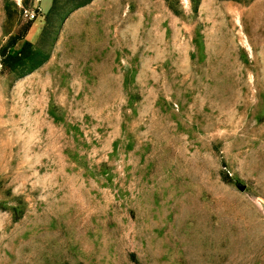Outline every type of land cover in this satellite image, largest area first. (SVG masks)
<instances>
[{
	"label": "rangeland",
	"instance_id": "rangeland-1",
	"mask_svg": "<svg viewBox=\"0 0 264 264\" xmlns=\"http://www.w3.org/2000/svg\"><path fill=\"white\" fill-rule=\"evenodd\" d=\"M52 3L0 0V264H264V0Z\"/></svg>",
	"mask_w": 264,
	"mask_h": 264
},
{
	"label": "crops",
	"instance_id": "crops-1",
	"mask_svg": "<svg viewBox=\"0 0 264 264\" xmlns=\"http://www.w3.org/2000/svg\"><path fill=\"white\" fill-rule=\"evenodd\" d=\"M55 1H56V0H53V3H52V8L54 7ZM52 8H51V10H52ZM51 10H50L49 12H47V13H50V12H51Z\"/></svg>",
	"mask_w": 264,
	"mask_h": 264
},
{
	"label": "built area",
	"instance_id": "built-area-1",
	"mask_svg": "<svg viewBox=\"0 0 264 264\" xmlns=\"http://www.w3.org/2000/svg\"><path fill=\"white\" fill-rule=\"evenodd\" d=\"M41 2V0H39Z\"/></svg>",
	"mask_w": 264,
	"mask_h": 264
},
{
	"label": "bare ground",
	"instance_id": "bare-ground-1",
	"mask_svg": "<svg viewBox=\"0 0 264 264\" xmlns=\"http://www.w3.org/2000/svg\"><path fill=\"white\" fill-rule=\"evenodd\" d=\"M242 16V15H241ZM241 21V20H240Z\"/></svg>",
	"mask_w": 264,
	"mask_h": 264
}]
</instances>
